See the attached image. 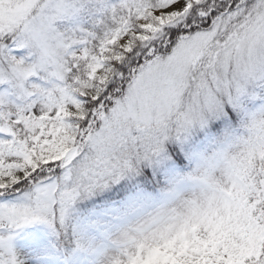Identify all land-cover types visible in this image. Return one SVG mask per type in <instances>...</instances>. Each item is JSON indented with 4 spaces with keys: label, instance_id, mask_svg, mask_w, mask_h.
Returning a JSON list of instances; mask_svg holds the SVG:
<instances>
[{
    "label": "snow or ice",
    "instance_id": "6c2138e0",
    "mask_svg": "<svg viewBox=\"0 0 264 264\" xmlns=\"http://www.w3.org/2000/svg\"><path fill=\"white\" fill-rule=\"evenodd\" d=\"M0 264H264V0H0Z\"/></svg>",
    "mask_w": 264,
    "mask_h": 264
}]
</instances>
